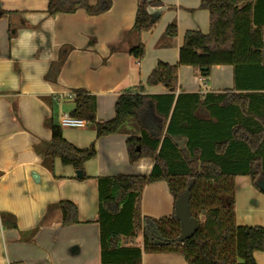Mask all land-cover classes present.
I'll list each match as a JSON object with an SVG mask.
<instances>
[{
	"label": "crops",
	"instance_id": "obj_1",
	"mask_svg": "<svg viewBox=\"0 0 264 264\" xmlns=\"http://www.w3.org/2000/svg\"><path fill=\"white\" fill-rule=\"evenodd\" d=\"M47 1L0 0L6 13L0 18V214L15 222L14 228L0 221V264H100L95 179L148 176L153 164L147 158L129 164L126 140L133 135L129 126L99 139L90 125L61 129L73 147L86 150L93 144L96 149L95 157L83 164L87 180L81 181L72 166L42 158L41 147L51 139L46 124L52 116L57 120L71 116L73 90L95 97L99 124L114 119L115 103L124 91L145 85L149 95L164 93L161 86H146L151 73L159 63L175 67L184 34H208L210 19L200 9V0H158L162 6L156 25L137 37L125 35L134 26L137 0H110L111 8L98 16L84 10L48 16ZM88 3L94 6L96 0ZM259 9L261 23L264 5ZM170 25L177 28L175 38L165 36ZM138 40L144 46L140 61L128 53ZM239 72L232 66H213L205 83L192 68L179 66L176 95L196 93L200 99L226 95L241 109L236 125L263 127L252 113L264 116V72ZM196 116L211 120L205 107ZM233 180L236 224L264 229V194L247 176ZM60 201L76 206L77 223L63 224ZM141 201L143 217L158 221L173 214L175 200L166 182L146 186ZM135 243L143 248V242ZM254 258L256 264H264V253L256 252ZM141 264L187 263L179 253H145Z\"/></svg>",
	"mask_w": 264,
	"mask_h": 264
},
{
	"label": "trees",
	"instance_id": "obj_2",
	"mask_svg": "<svg viewBox=\"0 0 264 264\" xmlns=\"http://www.w3.org/2000/svg\"><path fill=\"white\" fill-rule=\"evenodd\" d=\"M200 9L207 11L209 32H186L178 50L175 67L159 63L146 82L148 87L161 86L159 95L145 93V85L124 91L117 99L113 120L96 122L95 97L83 90H73L75 105L71 116L84 121L96 132L97 139L122 133L125 126L133 134L126 140L129 164L143 158L153 166L148 176L117 175L98 177L97 185L100 264H141L145 253L183 254L187 264H256L254 253H264V229L236 224L234 216L235 176H247L260 193L264 182V116L251 112L253 119H261L258 126L240 127L235 121L241 109L226 95L217 94L200 99L198 94L176 95L179 66L190 67L206 83L213 66H232L264 72V22L259 21V6L264 0H200ZM138 7L133 28L125 33L139 37L150 31L158 21L152 9L162 6L158 0H137ZM48 0L47 14H72L84 10L90 16L108 11L110 0ZM6 13L0 6V18ZM177 28L170 25L165 36L175 38ZM129 56L140 61L144 46L140 40L129 50ZM205 69V70H203ZM264 88V86H263ZM205 107L211 120L196 116ZM218 108V109H215ZM220 110V114L215 111ZM245 120L249 119V113ZM51 139L41 147L43 159H58L62 166L82 171L83 164L94 158L91 144L80 150L62 137L59 120L55 116L46 124ZM184 140L185 148L176 143ZM139 148V151H138ZM81 181L87 180L85 175ZM166 182L175 200L189 187V215L202 219L198 231L183 243H170L179 237L180 226L173 214L162 220L141 215V198L146 186ZM63 224L77 223V208L73 203L58 202ZM0 221L15 228L13 217L0 214ZM144 225H154L159 235L169 242L157 246L150 243ZM144 237L143 248L135 243Z\"/></svg>",
	"mask_w": 264,
	"mask_h": 264
},
{
	"label": "water",
	"instance_id": "obj_3",
	"mask_svg": "<svg viewBox=\"0 0 264 264\" xmlns=\"http://www.w3.org/2000/svg\"><path fill=\"white\" fill-rule=\"evenodd\" d=\"M147 2L151 0H146ZM160 8L151 10L153 13L158 14L160 12ZM205 70V69H203ZM177 146L180 147L181 150L185 148L184 146V140H180L176 143ZM139 151V148H138ZM76 178L81 179L83 174L82 171H76L75 172ZM260 189L262 194H264V182L260 183ZM189 187L182 193L180 196H178L175 199L174 202V210H173V216L176 219V221L179 223L180 226V232L179 237H177L175 240L170 241V243L176 242V243H183L184 241L191 238L199 229L200 223L199 220L190 217L189 215ZM145 233H147L150 243L157 245V246H163L167 245L169 242L165 241L164 238H162L156 227L154 225H144Z\"/></svg>",
	"mask_w": 264,
	"mask_h": 264
},
{
	"label": "built area",
	"instance_id": "obj_4",
	"mask_svg": "<svg viewBox=\"0 0 264 264\" xmlns=\"http://www.w3.org/2000/svg\"><path fill=\"white\" fill-rule=\"evenodd\" d=\"M59 125L61 129H70V128H84L85 123L84 121L80 119H76L72 116H63L62 118L59 119Z\"/></svg>",
	"mask_w": 264,
	"mask_h": 264
},
{
	"label": "rangeland",
	"instance_id": "obj_5",
	"mask_svg": "<svg viewBox=\"0 0 264 264\" xmlns=\"http://www.w3.org/2000/svg\"><path fill=\"white\" fill-rule=\"evenodd\" d=\"M200 116L203 117V116H205V114H200ZM131 130H132V129H131ZM131 130H129V132H130ZM199 223H200V225L202 224V219H199ZM136 240H138V241H140V242H143V241H144V237H143L142 235H140V236H138V238H137ZM136 240H135V241H136Z\"/></svg>",
	"mask_w": 264,
	"mask_h": 264
}]
</instances>
